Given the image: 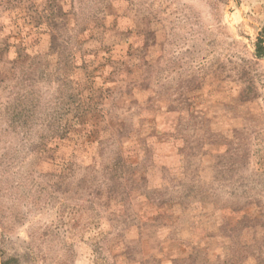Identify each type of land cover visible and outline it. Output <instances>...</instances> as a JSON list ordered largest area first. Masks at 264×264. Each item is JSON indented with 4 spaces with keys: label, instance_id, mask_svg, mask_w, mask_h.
I'll use <instances>...</instances> for the list:
<instances>
[{
    "label": "rangeland",
    "instance_id": "rangeland-1",
    "mask_svg": "<svg viewBox=\"0 0 264 264\" xmlns=\"http://www.w3.org/2000/svg\"><path fill=\"white\" fill-rule=\"evenodd\" d=\"M258 51L264 0H0V264H264Z\"/></svg>",
    "mask_w": 264,
    "mask_h": 264
},
{
    "label": "trees",
    "instance_id": "trees-1",
    "mask_svg": "<svg viewBox=\"0 0 264 264\" xmlns=\"http://www.w3.org/2000/svg\"><path fill=\"white\" fill-rule=\"evenodd\" d=\"M258 53H259V55H263V54H264L263 52H260V51H258ZM22 114H23V110H20V112L17 113L16 116H15L14 118H17L18 115H22ZM62 129H63V128H62ZM162 204H164V202H163ZM3 264H9V263L4 262Z\"/></svg>",
    "mask_w": 264,
    "mask_h": 264
}]
</instances>
